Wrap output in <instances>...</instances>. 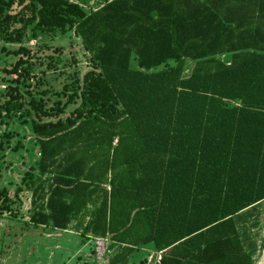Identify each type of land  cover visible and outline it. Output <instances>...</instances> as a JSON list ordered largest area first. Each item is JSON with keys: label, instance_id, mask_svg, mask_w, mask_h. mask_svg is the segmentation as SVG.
<instances>
[{"label": "trees", "instance_id": "obj_1", "mask_svg": "<svg viewBox=\"0 0 264 264\" xmlns=\"http://www.w3.org/2000/svg\"><path fill=\"white\" fill-rule=\"evenodd\" d=\"M15 3L0 0V33L22 25L8 41L30 26L34 35L73 28L92 66L66 119L45 121L60 104L33 102L40 159L27 226L76 223L85 238H109V264H129L146 246L161 252L159 264H254L247 226L264 202V0H107L90 14L35 0L30 18L7 13ZM13 54L21 58L9 73L28 79L31 51ZM7 94L6 114L23 111L19 88Z\"/></svg>", "mask_w": 264, "mask_h": 264}, {"label": "rangeland", "instance_id": "obj_2", "mask_svg": "<svg viewBox=\"0 0 264 264\" xmlns=\"http://www.w3.org/2000/svg\"><path fill=\"white\" fill-rule=\"evenodd\" d=\"M34 1L19 4L20 0H16L6 12L30 18ZM65 1L79 4L90 14L107 0ZM21 26L11 23L0 33V264H109L117 252L109 238H85L76 223L65 232L27 226L35 211L33 189L40 159L37 137L32 131V123L40 122V118L33 102L46 109L60 104V115L45 121L66 119L81 104L83 78L92 66L91 55L75 29L34 35L30 26L20 42L8 41V34ZM20 48L31 51L30 57L23 58H29L32 69L28 79L17 80L9 72L21 58L13 54ZM132 65L138 68L136 60ZM193 66L188 64L186 75ZM75 78L80 82L78 87ZM9 87L19 88L26 100L23 111L12 115L4 109ZM29 172L34 174L33 178ZM256 221L257 224L252 225L251 221L247 227L258 253L264 250V211ZM161 256L153 246H146L134 254L129 264H159Z\"/></svg>", "mask_w": 264, "mask_h": 264}, {"label": "crops", "instance_id": "obj_3", "mask_svg": "<svg viewBox=\"0 0 264 264\" xmlns=\"http://www.w3.org/2000/svg\"><path fill=\"white\" fill-rule=\"evenodd\" d=\"M258 207L260 211H264V202L261 203ZM249 221H253V220L250 219ZM253 260H254V264H264V250L254 255Z\"/></svg>", "mask_w": 264, "mask_h": 264}, {"label": "built area", "instance_id": "obj_4", "mask_svg": "<svg viewBox=\"0 0 264 264\" xmlns=\"http://www.w3.org/2000/svg\"><path fill=\"white\" fill-rule=\"evenodd\" d=\"M101 240H103V239H101ZM160 260H161V257H160ZM160 260H159V263H160Z\"/></svg>", "mask_w": 264, "mask_h": 264}]
</instances>
